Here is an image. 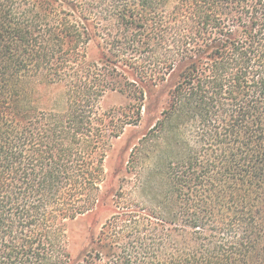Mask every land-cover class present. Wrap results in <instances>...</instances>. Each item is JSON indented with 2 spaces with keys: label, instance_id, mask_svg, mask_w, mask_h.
<instances>
[{
  "label": "trees",
  "instance_id": "trees-1",
  "mask_svg": "<svg viewBox=\"0 0 264 264\" xmlns=\"http://www.w3.org/2000/svg\"><path fill=\"white\" fill-rule=\"evenodd\" d=\"M0 264H264V0H0Z\"/></svg>",
  "mask_w": 264,
  "mask_h": 264
},
{
  "label": "rangeland",
  "instance_id": "rangeland-1",
  "mask_svg": "<svg viewBox=\"0 0 264 264\" xmlns=\"http://www.w3.org/2000/svg\"><path fill=\"white\" fill-rule=\"evenodd\" d=\"M97 51L95 49V46L92 45L89 50L90 57L94 58ZM126 103V100L116 92H109L105 95L102 101L103 109L107 110L110 108H117ZM143 125H141L139 128H133V127H127L124 131V134L117 139L114 142V145L109 152L106 161H105V172L107 174L106 180L101 187V192H107L110 190V184L112 181V185L118 187L120 183H122V179L125 176L124 167H125V161L127 160V155L129 153V147L133 146V144L136 143L137 140V134L143 130ZM126 178V177H125ZM127 180H130L129 177H127ZM126 182V181H125ZM131 184L133 182L131 181L128 183V185L125 183V186H128V188L131 187ZM117 189V188H116ZM108 198H118V197H108ZM128 198V197H123ZM110 216V213H105L101 217L100 224H103L105 219H107ZM87 228L84 227V223L82 221L74 222L71 225V231L70 234L76 238H78L83 232H85Z\"/></svg>",
  "mask_w": 264,
  "mask_h": 264
}]
</instances>
